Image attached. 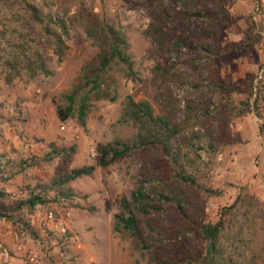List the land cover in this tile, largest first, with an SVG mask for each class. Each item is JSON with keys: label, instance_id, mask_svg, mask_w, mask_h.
<instances>
[{"label": "rangeland", "instance_id": "rangeland-1", "mask_svg": "<svg viewBox=\"0 0 264 264\" xmlns=\"http://www.w3.org/2000/svg\"><path fill=\"white\" fill-rule=\"evenodd\" d=\"M14 1H0V154L5 165L27 158L36 162L13 178L0 179L7 193L0 208V264H159L157 257L173 243L168 232L173 206L163 204L158 220L166 229L152 233L149 251L126 232L113 231L112 224L123 212L120 199L129 200L140 177L150 189L161 188L169 156L151 145L105 166L95 164L97 143L133 140L135 127L121 120L127 97L146 100L154 114L180 128L181 144H193L183 165L194 179L206 221L214 222L239 189L264 201V100L249 99L252 84L264 85V12L257 14L254 0H157L156 8L165 15L185 12V3L216 10L212 22L193 8L183 21H165L164 34L183 35L189 48L175 46L173 39L153 42L145 34L148 10L132 7L133 0H27L41 19L49 13L53 22L63 21L60 58L53 38L30 17L28 7ZM259 1L264 8V0ZM89 15L117 27L128 54V64L113 58L94 86L82 77V66L94 67L99 58V41L86 33ZM210 27L212 38L203 35ZM71 92L73 114L60 121L56 109L69 102ZM81 101L86 105L82 122L76 111ZM49 143L74 145V152L54 156ZM81 165L94 167L67 186L83 198L16 206L27 200L23 185L47 182ZM250 229L253 239L240 245L237 264H264V222L257 220ZM177 235L193 262L205 253V241L189 230Z\"/></svg>", "mask_w": 264, "mask_h": 264}, {"label": "trees", "instance_id": "trees-1", "mask_svg": "<svg viewBox=\"0 0 264 264\" xmlns=\"http://www.w3.org/2000/svg\"><path fill=\"white\" fill-rule=\"evenodd\" d=\"M5 1V0H0ZM14 0H12L13 2ZM18 1V0H17ZM22 1L30 12V17L41 24V29L46 35L53 38L55 43L54 53L60 58L65 45L61 38L66 32L63 21L57 20L53 22L51 15L47 13L41 19L40 11L27 2ZM171 1V0H168ZM15 2V1H14ZM157 0H133L132 7H142L148 10V16L151 22L145 30L153 42L162 43L164 41H175L174 45L179 48H189V39L183 35H173L168 37L164 34L166 27L165 21L175 22L183 21L186 13L194 9L196 15L207 20L214 21L216 10L210 7H202L195 9L189 3H185V12L176 13L174 10L169 14H163L159 11L155 3ZM254 7L259 16L263 15L264 8L259 0H254ZM191 12V14H192ZM176 17V18H175ZM86 22L88 26L86 33L95 37L99 41V58L97 65L89 67L87 64L82 66V77L84 84L91 83V86L97 85V81L102 76L105 68L115 58L117 61L128 64V54L126 53L127 43L123 34L108 21H100L95 16H87ZM261 22V21H260ZM54 23L59 30L50 26ZM215 31L210 27L203 30V35L212 38ZM158 69V67H156ZM250 95L257 100H264V85L258 81L256 85L252 84ZM74 93L68 95L69 102L64 107L56 109V116L60 121L65 120L73 114L72 101ZM83 99V98H82ZM260 109L264 113V101ZM86 105L84 101L77 106V117L82 122L85 115ZM121 120L128 121L135 127V134L131 143H124L113 140L107 143H97L95 150V164L105 166L116 161L137 148H147L155 146L165 155L169 156V162L165 166L168 168L167 174L162 180L161 188L157 190L150 189L151 186L146 185L148 182L145 178L140 177L135 188L129 193V200L120 199V205L123 212L114 215L112 230L115 232H126L131 240L141 249H147L154 245V237L152 233L161 234L166 227H160L158 216L165 207L163 204L173 206V212L170 216L174 217L169 224L168 232L173 236V243L157 257L159 264H237L239 255V247L244 240H252L254 232L250 229L257 220L264 222V201L260 202L253 194L247 191L238 190L237 195L228 205L220 208L218 217L214 222L206 221L203 214V207L199 203L194 193V179L186 175L183 165V159L186 153L194 151L193 144L186 141L181 144L178 137L180 128L177 125H171L169 121L161 115L154 114L151 105L146 100L134 101L127 97L121 112ZM49 151L54 156L66 157L74 152V145L68 147H57L51 143ZM209 147H211L209 145ZM212 148V147H211ZM174 151V152H173ZM2 154H0V179H10L20 173L25 167L34 164L36 161L31 158L19 159L14 163L2 162ZM6 166H11L7 169ZM15 167L14 170H11ZM93 165H81L71 168L67 173L51 177L47 182H34L33 185L25 184L23 189L27 191L28 197L26 201L17 202L16 206L21 204L33 205L34 203L44 204L48 200L53 202H67L73 197L83 198V195L72 191L67 183L80 176L88 175L93 170ZM9 173L8 176L5 174ZM48 192L52 195L49 198ZM7 193L0 189V208L6 205ZM15 206V207H16ZM164 208H163V207ZM15 207H8L12 212ZM92 210L90 206L88 208ZM189 230V234H194L206 243L205 253L193 262L187 256V245L185 240L177 241V234L180 231ZM52 238L53 236L50 235ZM247 238V239H244ZM249 257L245 262H250Z\"/></svg>", "mask_w": 264, "mask_h": 264}, {"label": "crops", "instance_id": "crops-1", "mask_svg": "<svg viewBox=\"0 0 264 264\" xmlns=\"http://www.w3.org/2000/svg\"><path fill=\"white\" fill-rule=\"evenodd\" d=\"M257 147H258V148L260 147V143H258ZM259 150H261V149H259ZM259 150H258V151H259Z\"/></svg>", "mask_w": 264, "mask_h": 264}]
</instances>
